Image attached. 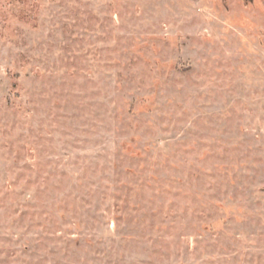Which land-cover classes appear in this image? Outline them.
Masks as SVG:
<instances>
[{"label":"rangeland","instance_id":"1","mask_svg":"<svg viewBox=\"0 0 264 264\" xmlns=\"http://www.w3.org/2000/svg\"><path fill=\"white\" fill-rule=\"evenodd\" d=\"M0 264H264V0H0Z\"/></svg>","mask_w":264,"mask_h":264}]
</instances>
